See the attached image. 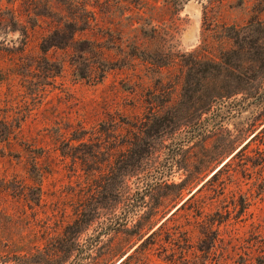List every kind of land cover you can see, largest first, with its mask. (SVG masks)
Here are the masks:
<instances>
[{
  "label": "rangeland",
  "instance_id": "1",
  "mask_svg": "<svg viewBox=\"0 0 264 264\" xmlns=\"http://www.w3.org/2000/svg\"><path fill=\"white\" fill-rule=\"evenodd\" d=\"M0 264H264V0H0Z\"/></svg>",
  "mask_w": 264,
  "mask_h": 264
},
{
  "label": "trees",
  "instance_id": "2",
  "mask_svg": "<svg viewBox=\"0 0 264 264\" xmlns=\"http://www.w3.org/2000/svg\"><path fill=\"white\" fill-rule=\"evenodd\" d=\"M40 15H42V14H40ZM45 16H46V14H45ZM62 25H63V23L59 22V25L56 28H54L53 32L50 33V34H55L57 36H58V34H64V35L66 34V36L68 35V40L73 38V33L74 32H71V28H73L75 25L73 26L70 23H64V25L63 26ZM22 31L25 32L26 30H22ZM50 34L45 35V36H43L41 38V42L39 44V48H40V50L42 52H45L48 47H59L60 45H63L65 47L67 46L66 43H67L68 40L65 41V37L61 38L62 40L60 42H57V44H54L55 42H53V40L51 39L52 37H50L51 36ZM71 34H72V37L69 38V35H71ZM194 194H192L189 199H191L194 196Z\"/></svg>",
  "mask_w": 264,
  "mask_h": 264
}]
</instances>
